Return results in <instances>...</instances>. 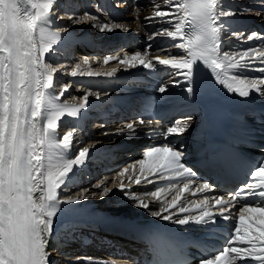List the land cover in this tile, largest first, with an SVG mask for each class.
<instances>
[{
    "label": "snow or ice",
    "instance_id": "6c2138e0",
    "mask_svg": "<svg viewBox=\"0 0 264 264\" xmlns=\"http://www.w3.org/2000/svg\"><path fill=\"white\" fill-rule=\"evenodd\" d=\"M58 3L59 0H0V264H50V257L55 251L50 249L49 241L56 215L58 190H61L74 166L84 165L89 156V148L85 147L75 158H65L64 153L73 146L77 129L63 131L61 118H78L82 109L88 107L89 95L99 98L100 93L90 92L82 98L81 104L58 102L68 85H61V91L56 93L54 74L57 68H64L65 65L58 63L54 66L44 61L45 55L54 51L53 45L61 41L58 31L49 30ZM21 5L30 6L31 10ZM53 5H56V9ZM152 7L153 15L146 17V22L163 23L166 26L150 34V37L167 38L171 41V48L182 51L173 55L167 49L157 50L163 52L164 56L161 58L156 55V63L147 58V49L143 54L137 50L123 57L109 54L104 57L105 65L115 61L127 68L142 66L146 70L162 66L172 70L175 76L182 77L190 85L195 66L200 62L211 69L217 82L230 94L236 93L242 98H247L252 90L264 94V88L260 87L264 85V75L248 78L231 72L232 69L248 67L264 73V49L254 47L228 53L221 50L223 26L220 20L234 15L231 11L223 10L222 0H155ZM96 19L95 16L85 14L73 20V23ZM114 29L128 31L122 23L99 25L101 33H110ZM60 30L68 31L67 28ZM233 35L245 40L264 38L258 33ZM246 57L258 59L252 61L246 60ZM241 60L244 62L241 63ZM89 63L88 58L83 60V64ZM253 63L260 66L253 67ZM80 67V64L75 65L71 71L73 77H114L117 71L113 68L103 74L91 70L80 72ZM175 83L178 86L179 81ZM158 91L164 94L167 87L161 86ZM186 91L191 95L192 87L189 86ZM135 123L138 127L134 126V122H127L126 129H120L119 133L134 137L141 128L148 130L153 120L139 119ZM191 123V117L178 121L175 126L166 129L164 139L167 140L169 135L183 136ZM182 157L183 152L174 145L162 143L153 146L138 161L140 177L136 178L135 183L140 185L141 177L145 182L152 183L148 179L149 174L165 179L168 183L157 185L151 191L132 194L121 181L118 190L126 192L135 207L150 210L144 196L161 200L166 189H175L176 194L170 201L165 196L161 206L150 211L152 216L182 226L189 225L190 221L195 224L215 223L216 214L207 199L192 201L187 206L181 204L184 193L190 191V184L199 180L182 163ZM131 167L134 170L135 164ZM128 172V167H124L117 175L124 177ZM94 188L101 191L97 193L87 189L71 196L66 202H80L95 197L103 199L113 191L103 180ZM205 190L211 192L213 189L208 183H201L192 194ZM37 192L39 195L34 198ZM242 196L264 199V163L252 173V182L236 193L211 198L219 215L225 219H234L236 227L229 245L200 264H235L236 261H241V264L247 261L264 264V204L247 205L244 199H237ZM236 203L241 207L236 213H231L230 208L235 207ZM172 209L187 215L173 219ZM194 211L198 215H192ZM254 218L260 220L258 225L254 223ZM157 243L162 244L163 240Z\"/></svg>",
    "mask_w": 264,
    "mask_h": 264
},
{
    "label": "bare ground",
    "instance_id": "6f19581e",
    "mask_svg": "<svg viewBox=\"0 0 264 264\" xmlns=\"http://www.w3.org/2000/svg\"><path fill=\"white\" fill-rule=\"evenodd\" d=\"M78 0H73L72 4H73V8L75 10V13L71 14L70 16H73L72 21H66L67 18L65 16V14L63 12H61L59 10V7L62 3L65 2V0H59L58 3V9H56V5H53V8L56 9L55 11V15L51 18L52 19V25L49 26V30L50 31H58L59 35L61 37V41L63 42L64 40H66L67 42L69 41V38H73V39H77V38H82V39H87V40H94V41H98L100 43H116V41L120 38L123 40V42H121L123 47L114 49L112 51H108L105 53V55H116V56H120L123 57L126 53L128 55H132L135 53V51H137L136 48V44H141L143 46V49L141 50V53L143 54L145 52V45L146 46H153L154 51L153 52H148L147 51V58L151 59L153 63H156V55H160L161 58H163L164 53L163 52H158L157 50L160 49H167L168 52H170L173 55L179 54L182 50L179 49H175V48H171V41L169 40L168 42L164 43L162 41L158 40H152V37H150V34L152 32H156L157 30H159L162 26H166L163 25V23H153V22H146L145 18L152 16L153 15V3L155 2V0H137L139 1L141 4L139 5V8L137 9V6L134 7L133 9L130 7H127L124 11H118L117 8H113V4L111 3V0H99L101 1V6L104 5L107 8L108 11V15L105 17H101V16H96L93 13H89V15L95 16L97 19L95 21L92 20H88V21H84L82 23L79 24H74L73 20L82 17V15L79 12V8H78V4H77ZM119 1V0H118ZM117 1V2H118ZM124 1V2H123ZM79 3V2H78ZM121 3L125 4V0H121L119 1L117 4L119 5L118 8H121L122 5H120ZM85 4L87 5V1H85ZM86 5L85 8L86 9ZM21 7H29L30 6H26V5H21ZM222 7L224 11H231L234 13V15L232 16H226V17H222L220 20L221 25L223 26V30L225 29V27L227 26H233L235 24V21H240L242 18L243 19H252V20H256L258 22H260L261 19H264V0H222ZM31 10V9H30ZM83 10V9H82ZM80 8V11H82ZM91 10V9H90ZM106 11V12H107ZM86 13V12H85ZM60 17V18H58ZM65 20V21H64ZM103 23H122L124 24L128 31L125 32L122 29H114L112 32H107L105 31L104 33H101L99 30V25L103 24ZM74 26H82L84 27L82 30H80V32L77 34L76 32H74ZM96 25V26H94ZM243 27H240L237 31H235L234 33H243L245 34V36H248L249 32H247L246 30L248 29H254V24L250 23V22H243L242 24ZM90 27H93L92 32L95 31L94 33H88L90 29ZM60 28H67L68 31H61ZM91 32V31H90ZM233 33V34H234ZM135 34H137L138 36H135ZM233 34H231L230 39L228 40L229 42H231L233 39H237V37H235ZM79 35V36H78ZM92 35V36H91ZM99 37V38H96ZM94 38V39H93ZM161 39V37H158ZM243 41H246L247 44L243 45V42H238L237 47L233 50L237 51V50H245V49H251L253 48V42L251 40H245L243 39ZM58 43L56 45L53 46H58L60 47L61 43ZM118 42V41H117ZM150 42V44H149ZM259 45V42H258ZM63 46V45H62ZM67 46V44L65 45ZM126 52V53H124ZM49 56V58H47L45 60V63H52V61L56 62L55 64L58 63H64L65 67L64 68H57L56 73L54 74V85L57 84L60 85L59 83H66L65 85H68V89L71 88L70 84L72 79L74 78L71 75V71L75 69V66H72V62L69 61V59L67 58V54L63 53L62 55H60L59 53L56 52H52L47 54ZM85 58H82V61H76L74 62V65L76 64H80L81 68L79 69L80 72H86L88 70H91L93 72H99V73H107L113 70V68L117 69L116 71V75L114 77H119L122 78L124 76H129V77H134V76H139L136 75L138 72L139 67L141 68V66H138L135 69H131V68H127L125 65L122 64H118L115 61L109 62V64L105 65L103 60L104 58H95L97 60L101 59V64L99 65H93L92 63H89L88 65L83 64V60ZM51 60V61H50ZM90 60V59H89ZM72 66V67H70ZM157 72H161L163 70L162 66H157L156 68ZM155 72V71H153ZM152 72V73H153ZM195 72L196 74H199L201 76H203L204 78V83H210L212 78H213V73L211 72V69L207 68V66L203 65L200 62H197V65L195 66ZM59 77H58V75ZM69 74L68 78H65L64 75ZM257 75V71H254V76ZM80 77H84V81L85 82H92L95 79L98 78H111V77H107L104 75L101 76H93V77H89L87 75H77ZM58 81V82H57ZM166 83V84H165ZM170 82L163 80V81H159L158 84L159 86L161 85H166V87L168 89H170ZM80 84H84L83 82ZM81 86V85H80ZM79 85H77L76 90H78L79 92H81V87ZM73 89V91L69 92L70 95L74 98L78 97L79 94L77 92H75ZM81 96H85L84 94H82ZM187 118L191 117L192 118V123L190 128L194 127V126H201L203 124V117L200 113H194V114H187L186 115ZM186 117L184 119H187ZM183 119V120H184ZM182 120V119H181ZM179 120V121H181ZM173 121V120H171ZM178 122V121H177ZM176 122V124H177ZM249 124L251 126L255 125L256 122L253 120V118H250L248 120ZM175 124V125H176ZM170 122L169 121H161L158 122L155 126H150V128H152L153 130H155L158 135L160 140L159 141H155L153 144H157V143H163V142H167L168 140H171V142H174L175 140V136H171L169 135L167 137V140L164 139V134L166 132V129L169 127ZM120 129H116L114 128L113 130H111L110 132H119ZM108 133V131H103L100 134H106ZM185 143V142H184ZM189 146L188 144H184L182 147V152L184 155H186V153L188 152ZM137 167V168H136ZM129 177L131 179H129L126 182H123L125 187H127V191L131 192L132 194H138L139 190L137 189L138 186L135 183V180L137 177H140V165L138 163V165L135 166V169L133 170V168L131 169V171L128 172V174H126L124 177ZM143 177H141L142 180ZM131 181V182H130ZM118 184H116L117 186ZM166 185V184H165ZM119 188V187H118ZM68 187L65 186L64 190H67ZM167 191V190H166ZM165 191V195L161 198V200H156L154 203L153 208H151L150 210H148V214L150 216H152L150 214V211H155L157 210L161 204H162V199L164 202V197L166 196L168 201H170L172 199L173 196H169ZM125 193V192H122ZM39 193H35V196H38ZM74 194L69 195L70 197L73 196ZM70 197L68 198V200L70 199ZM107 197H110L109 199ZM107 197L103 198V200L108 201L107 203L104 201L100 202L101 207L103 206H114L116 208V203L118 204L117 207H122V209H117V210H122L123 211V216H122V224L124 226H127V223H129L132 218H130V216L132 217H136V216H144V213L141 211H131L134 207V202H132L131 200L127 198L130 202H124V205H119V201L116 198V195H108ZM66 206L70 207V210L75 212L79 210V212L84 211L85 209V204H81L79 203V205L77 204V202H68L65 203ZM89 205H93V201H88ZM153 203L150 202V205H152ZM109 207V206H108ZM113 209V208H112ZM118 218V217H117ZM175 219V218H174ZM139 220V219H137ZM54 228V226H52ZM128 227H126L127 229ZM66 239L65 241H60L58 236H56L54 233L51 232V239L49 241V247L52 250H55L52 253V256L50 257V264H108V262L105 260V257L103 255H99V254H95L92 251H79L78 252L73 249L70 244L66 245ZM76 252V253H75ZM71 253H75V254H71ZM84 258H88L87 260H85Z\"/></svg>",
    "mask_w": 264,
    "mask_h": 264
},
{
    "label": "rangeland",
    "instance_id": "374dc122",
    "mask_svg": "<svg viewBox=\"0 0 264 264\" xmlns=\"http://www.w3.org/2000/svg\"><path fill=\"white\" fill-rule=\"evenodd\" d=\"M85 1H87V5L85 4ZM118 1V0H117ZM116 1V2H117ZM119 1H121V0H119ZM118 1V2H119ZM78 2H79V5H78V7H79V12H80V14L83 16V15H85V14H88L89 15V13L91 12V13H93V14H101V15H97V16H101V17H105V14H108V12H106V8L104 7V5H102L101 6V3H100V1H98V0H78ZM113 2H114V0H113ZM124 2V1H123ZM141 3L139 2V1H137V0H130V3L127 5V7H130V8H134V7H136L137 6V9L139 8V5H140ZM85 5H86V9H84L85 8ZM115 6H116V4H115ZM80 8H81V10L82 11H80ZM91 9V10H90ZM93 10L96 12H93ZM86 11H88V12H86ZM86 12V13H85ZM60 18V17H59ZM72 21V20H71ZM80 27V29H78V31H76V28H79ZM73 28H74V32H76L77 34L80 32V30H82L84 27H82V26H74L73 25ZM90 29L91 30H89L88 31V33H94L95 31H93L92 32V29H93V27H90ZM91 31V32H90ZM79 36V35H78ZM92 36V35H91ZM135 36H138L137 34H135ZM155 40H156V37H155ZM118 42H123V40L122 39H118L117 40ZM116 41V43H118ZM149 44H150V42H149ZM121 46V45H120ZM119 46V47H120ZM123 47V46H122ZM148 47V46H147ZM117 49V48H116ZM150 50H151V52H153L154 51V49H153V46H151V48H150ZM148 51V50H147ZM149 52V51H148ZM124 53H126V52H124ZM65 238V237H64Z\"/></svg>",
    "mask_w": 264,
    "mask_h": 264
}]
</instances>
